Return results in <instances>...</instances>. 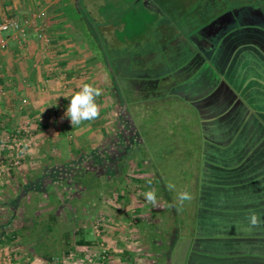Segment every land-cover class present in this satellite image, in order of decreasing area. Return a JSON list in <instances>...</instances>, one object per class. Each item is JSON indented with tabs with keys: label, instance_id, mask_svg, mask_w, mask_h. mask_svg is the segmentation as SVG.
I'll return each mask as SVG.
<instances>
[{
	"label": "rangeland",
	"instance_id": "374dc122",
	"mask_svg": "<svg viewBox=\"0 0 264 264\" xmlns=\"http://www.w3.org/2000/svg\"><path fill=\"white\" fill-rule=\"evenodd\" d=\"M23 1H26V8L15 11L16 16L22 20L29 19L34 12L46 5L42 0ZM92 1L94 3L91 6L94 8L86 9L85 0H78V12L73 13L72 18L88 26L95 34L94 38L103 42L102 47L105 50L102 51V55L106 58L107 71L112 72L109 64L115 67L114 71L117 67L120 70L118 78L115 79L120 96L123 98L122 128L124 130L115 132V129L119 128L118 123H110L106 125V132L107 136L117 137V142L122 145V148H130L131 151L123 157L124 164L116 173L112 164H109L112 155L107 153L108 160L104 170L103 161L94 157L91 148L87 150L83 168H89L91 172H95L96 176L101 174V177H93L92 174L86 173L81 181L84 185L91 182L93 184L89 185L86 191L84 187L79 189L74 183L77 187L75 186L76 192L72 195L69 194L72 189L69 192L64 191L67 189L66 182L72 184L76 181L72 174H68L65 182L54 189L59 201L53 204L57 207V211L53 210L57 218L55 223L57 227L52 234L45 236L47 237L45 246L40 248L37 256L44 264H83L90 254L98 252L99 247L76 245L77 236L74 234V229L81 227L86 238H92L99 243L98 237L92 231V224L95 220H100L102 232L106 223L108 227L110 225L108 229L111 232L108 234L109 237L107 235V258L104 264H141L152 260L154 256L150 255L152 251L150 239L153 233L159 234L155 227H157L156 217L160 208H153L147 203L143 196L146 189H137L135 183L148 185V180L154 178L153 188L165 202V213L162 212V214H166L168 231L174 232L172 235L176 232L177 235L174 247H168L169 250L159 236L153 237L155 242L161 245V254L162 251L168 253L167 258L164 253V256L154 263L187 264L190 256V235L193 233L197 217L195 199L200 185L199 168L203 152L199 119L194 112L193 101L211 95L215 91L221 75L220 70L223 69L222 64L225 63L222 56L228 54L226 52L232 51V54L241 60L231 65L232 74L237 66H240V72H242L243 66L248 73L250 72L243 82L260 84L257 73L264 66H257L252 58L256 57L259 64H264L262 60H259L264 58V0ZM95 16H100L104 24L113 25L115 38L121 42L126 41L127 47L117 53L111 52L110 46L101 35L100 21L95 20ZM211 26H214V33L203 39L204 43H198L197 33ZM9 33L10 31L7 32ZM231 47L234 49L231 50ZM233 82L238 83L237 79H233ZM168 94H171V97L164 98ZM57 110L58 117L61 111L66 110V107H60ZM0 111L5 123H8V118L13 119V112L3 113L2 109ZM119 113L120 106L117 108V114ZM127 113L134 121L133 129H131ZM13 125L18 126L19 121L16 119ZM67 129L70 130L69 133ZM55 130L58 136L67 133V141L74 143V146L78 144L79 140L75 137V133H72L70 126L67 128L65 123L60 122ZM106 149L108 152V148ZM73 159L72 162L65 164L66 168L80 162L78 155H74ZM100 166H102L101 170H99ZM104 171L105 176L102 175ZM169 182L176 185L175 191L168 190L166 185ZM122 186L127 187L125 191H121ZM178 191H188L193 197L179 210L175 200ZM98 192L101 193L102 201L99 200ZM72 196L75 198L72 199ZM59 197L64 199L60 207L58 206L61 201ZM117 201L123 204L120 203L121 206H119ZM138 203H142L144 212L150 213L147 216L153 215L154 221L152 220L153 224L150 225L143 219L144 224L141 223V229L146 228L145 232L140 233V237L135 235L132 237L130 236L133 233L132 228L135 229L139 223L133 217L131 210ZM44 208L45 206L39 208L38 205H34L31 200L21 206L20 214L24 223L22 225L26 228L27 237L30 233L28 228L32 227V223L38 224L35 230L44 232V226L39 225L40 219L46 220L47 217ZM172 209L177 211L175 218ZM174 225L175 229H172ZM64 227L68 230L67 234L63 232ZM115 239L118 240L117 244ZM48 246L56 251V256L51 262L41 258L42 251L48 250ZM125 246L132 247L130 249L132 253L129 252L128 256L124 254V258L115 256L119 252H110L113 247H117L115 251L119 249L121 251ZM104 247H106L105 244ZM13 257L12 252L4 251L0 247L1 264H10ZM149 264H151L150 261Z\"/></svg>",
	"mask_w": 264,
	"mask_h": 264
},
{
	"label": "crops",
	"instance_id": "0c3cea01",
	"mask_svg": "<svg viewBox=\"0 0 264 264\" xmlns=\"http://www.w3.org/2000/svg\"><path fill=\"white\" fill-rule=\"evenodd\" d=\"M42 1L46 3L40 10H43L47 14L44 21V32L50 37V46L47 48L43 47L42 42L35 38L33 32L27 30L28 38L24 46L19 47L10 37L9 33L8 47L0 51V86L7 93V96L2 99L1 109L3 113L5 111L8 113L13 112V119L10 120L8 118V123H5L7 125L6 127L13 126V123L17 119L19 124L29 122L34 131V143L22 164L14 169L0 172V247L4 251H10L14 254L10 264H44L35 254L37 244L33 226L28 228L30 236H26V228L22 225L24 223L22 221V215L20 214L21 206L26 201L31 200L39 208L45 206V213L53 212V210L57 211V207H54V205L59 201H57V193L54 189L60 187V184L62 185L66 180L64 176L59 174L61 167H65V164L69 161L72 162L74 155H78L79 158L91 148L94 152V157L103 161L102 165L105 170L106 160H108V152L106 151L108 133L106 132V125L123 122L122 112L124 107L122 106L120 98L117 96L116 90L110 87V72L107 71L106 58L102 55V51L104 52L105 50L102 47L103 42L101 43L94 38L95 34H93L88 26L72 18V14L78 12V0ZM92 3H94L92 0H85V4L87 5L86 9H93L94 7L91 6ZM94 6L96 7L95 4ZM25 8L26 1L23 0H0V17L7 14L16 16L15 11H18V9L21 11ZM95 20L100 21L99 29L101 35L110 46L109 49L111 52L117 53L119 50L127 47L128 43L126 41L121 42L115 38L113 25L104 24L100 16H95ZM128 48L130 50V47ZM237 57L235 54H231L228 57L226 66L220 70L221 75L219 76V81L228 86L234 94V97L240 100L246 108L247 114L244 121L247 124L253 122L258 123L261 129L258 139H264V68L259 69V73H257V77L260 79V86L254 85L252 82H243L246 77L234 78L237 77V71L234 74L231 72V65H234L233 62L238 59ZM113 60H116V58L114 57ZM259 60H262L264 63V58ZM259 65L264 66V64ZM119 72L120 70L117 67L115 74L119 75ZM233 79H237L238 83H234ZM84 83H91L102 89V95L97 98V103L100 105L99 118L85 122L80 126L72 127L70 120L65 116L66 110H63L60 116L57 117L56 114L55 120L49 121L45 125L36 123L35 117L39 112L50 113L52 110L58 111L57 109L60 107L67 108L69 99L65 97L70 98ZM168 95L164 98L167 99ZM22 97L26 98L27 103L21 108L19 100ZM118 106H120L119 114H117ZM127 115L130 118L131 129H133L134 121H132L130 114L127 113ZM1 118L3 120L2 116ZM60 122L62 124L65 123L67 128L70 126L72 133H75V137L79 140L78 144L74 146V143L67 141V133L70 132L68 129L66 134L63 133L61 136L57 135L58 133L55 128ZM117 130L115 129V131ZM248 135H250L249 132ZM250 152L251 150H249ZM260 152L263 157L264 151ZM200 161L202 162V158ZM77 164L71 165L69 167L70 171ZM201 164L199 168L200 174L203 168ZM256 167L264 172V159L260 160ZM101 168L102 166L99 167V170ZM103 173L102 175L105 176L106 172L104 171ZM98 177H101V174ZM201 180L202 176L200 175V185ZM74 183L77 184L76 181H73L72 184L66 182L65 186L69 190L65 189L64 191L69 192L72 189V192L70 191L71 193L69 192V194L74 195V192H76V185ZM148 183L150 185L143 183L135 184L137 189L144 190L145 188L146 191L154 189L150 180H148ZM200 185L199 187L202 186ZM125 187L122 186L121 191H125ZM199 191L200 189L197 190L196 203H198L200 197ZM100 194L98 192L99 200L102 201ZM74 198L72 196V199ZM157 199L160 204V209L156 207L158 209V217H156L158 223L155 228L159 231V234L166 233L165 231H167L168 234H166L170 237L169 227L166 225V221H168L166 214H162V212L165 213V202L160 195H157ZM60 200L59 207L62 205L64 199ZM116 203L119 206L123 204V202H120V204L118 201ZM144 210L142 203H138L131 210L133 217L139 223V225L136 223L137 227L135 229L132 228L133 233L130 234L132 237L134 235L140 237L139 234L143 231L145 232L146 228L141 229V223L144 224L143 219L149 222L146 221L147 224H153L151 222L152 220L154 221V218H152L153 215H151L152 217L147 216L150 213H147V211L144 212ZM38 214L40 215V211H38ZM154 215L156 216V214ZM105 220L108 219L105 218ZM107 225L108 223L104 225L105 228L98 237V242L104 243L106 249L108 245L107 235L111 233L110 229H108L110 225L109 227ZM114 233L117 235L115 230ZM16 234V239H9L13 238V235ZM159 234L156 235L153 233L151 236H159ZM84 236L86 240H93L92 238H86V234ZM165 238L168 240L167 237ZM152 240L154 241L153 237ZM117 242L118 240L115 239V244ZM153 243V245H150L152 250L150 255L153 254L154 260H148L141 264H149V261L153 264L155 261L160 260V248L156 249L159 242L156 243L154 241ZM163 244L166 247L167 242L163 241ZM116 248L113 247L110 252H119L120 254H115L119 258H124V252H127V255L129 252L130 254L132 253L130 250L132 247L125 246L121 251L120 249L119 251H115ZM27 252H30V254H26Z\"/></svg>",
	"mask_w": 264,
	"mask_h": 264
},
{
	"label": "trees",
	"instance_id": "16d2710c",
	"mask_svg": "<svg viewBox=\"0 0 264 264\" xmlns=\"http://www.w3.org/2000/svg\"><path fill=\"white\" fill-rule=\"evenodd\" d=\"M226 53H228L227 56H222L225 62L222 64L223 69L233 52ZM237 58L235 62H241L239 57ZM252 59L258 66V59L256 57ZM109 67L112 70L109 76L110 87L116 90L122 102L123 98L120 96L116 80L118 75L115 74L111 64ZM242 68L240 72V66H237V78L243 76L248 78L250 72L248 73L245 67L242 66ZM168 96L171 97V94ZM192 106L199 119L203 168L197 217L193 233L190 235V256L187 264H264V226L250 229L248 221L251 213L260 215L264 220V172L256 167L258 162L264 159V156L260 154V151H264V139H258L261 129L257 122L247 124L244 121L247 114L246 108L240 100L234 97L230 88L221 81L218 82L217 88L211 95L193 101ZM118 126L115 132H122L123 124L119 123ZM117 141V137L107 136L106 148L109 150L108 154L112 155L109 164H112L115 171L119 172L124 164L123 157L131 149L122 148ZM249 150H251L250 153ZM83 160H85V154L79 157L80 162L75 165L74 170L70 171L69 168L61 167L59 174L65 178L68 174H72L79 189L84 187L87 191L93 182L84 185L81 181L83 176L86 173L92 174L93 177L98 176L95 172H91V169L83 168V163H85ZM150 183L154 185V178L150 179ZM176 212V209H172L174 218ZM45 219H40L39 223L45 228L43 233L35 230L38 224L32 223L34 233H36V255L40 248L45 246L47 239L45 236L52 234L57 227L55 224L57 218L53 212L47 213ZM172 229H175V225ZM63 232L67 234L68 230L64 227ZM173 233H170L168 240L165 238H168V233L159 234L162 241L167 242L168 250V247H174L177 240L176 232L172 235ZM74 234L77 236L75 243L78 246L97 245L96 240L85 239L84 230L81 227L74 230ZM43 235L44 238H42ZM16 238L17 234L9 239ZM154 241L150 239L152 245ZM160 247L159 243L156 249ZM55 252L51 246H48V250L42 251L41 258L46 262H51L56 256ZM124 253L128 256L127 252ZM164 253L167 258V252H162L161 257ZM165 264L168 263L165 262Z\"/></svg>",
	"mask_w": 264,
	"mask_h": 264
},
{
	"label": "built area",
	"instance_id": "2783aa9c",
	"mask_svg": "<svg viewBox=\"0 0 264 264\" xmlns=\"http://www.w3.org/2000/svg\"><path fill=\"white\" fill-rule=\"evenodd\" d=\"M46 14L43 10L34 12L29 19H20L13 14H7L0 17V51L8 47V34L17 43L19 47L24 46L27 41V30H31L35 38L42 42L43 47L50 46V37L44 32V21ZM5 33V34H4ZM7 96L4 88L0 86V109L1 102ZM27 103L26 98L19 100L20 107H24ZM56 111L39 112L35 117V121L39 125H45L49 121L55 120ZM7 125L1 118L0 111V172L14 169L22 164L28 151L34 143V131L29 122L21 123L18 126ZM103 220V216L101 217ZM92 231L97 237L102 233L101 221L95 220L92 224ZM98 245V252L90 254L83 264H104L107 258V249L101 242Z\"/></svg>",
	"mask_w": 264,
	"mask_h": 264
},
{
	"label": "clouds",
	"instance_id": "9594fccd",
	"mask_svg": "<svg viewBox=\"0 0 264 264\" xmlns=\"http://www.w3.org/2000/svg\"><path fill=\"white\" fill-rule=\"evenodd\" d=\"M101 95V88L91 83H84L70 98L65 97L69 99L65 116L70 120L72 127L80 126L85 122H90L99 118L100 105L97 103V98ZM166 186L170 192L176 190V185L172 182H169ZM143 196L147 203L151 204L153 207H159V201L154 189L146 191L143 193ZM192 199L193 197L188 191H178L175 197L178 210L185 202H190ZM248 221L250 229L264 226V220L256 213H251L248 217Z\"/></svg>",
	"mask_w": 264,
	"mask_h": 264
},
{
	"label": "flooded vegetation",
	"instance_id": "af4514ba",
	"mask_svg": "<svg viewBox=\"0 0 264 264\" xmlns=\"http://www.w3.org/2000/svg\"><path fill=\"white\" fill-rule=\"evenodd\" d=\"M213 27L214 26H211V27L205 28L204 30L199 31L197 33L199 40H198V38H196V41L198 43H204V41H202V40L214 33V31H213L214 28Z\"/></svg>",
	"mask_w": 264,
	"mask_h": 264
}]
</instances>
